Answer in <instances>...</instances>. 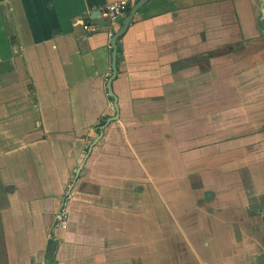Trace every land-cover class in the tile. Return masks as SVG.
<instances>
[{
	"label": "crops",
	"instance_id": "obj_1",
	"mask_svg": "<svg viewBox=\"0 0 264 264\" xmlns=\"http://www.w3.org/2000/svg\"><path fill=\"white\" fill-rule=\"evenodd\" d=\"M115 1L0 0V264H264V0L142 4L83 157Z\"/></svg>",
	"mask_w": 264,
	"mask_h": 264
},
{
	"label": "water",
	"instance_id": "obj_2",
	"mask_svg": "<svg viewBox=\"0 0 264 264\" xmlns=\"http://www.w3.org/2000/svg\"><path fill=\"white\" fill-rule=\"evenodd\" d=\"M146 1L147 0H136L133 4L130 5V8L128 9L127 13L120 20L117 32L114 33L110 39V46L112 48L111 65H110L111 74L108 77V80L106 82L105 87L107 89L106 91H107L108 96H110V98L112 99V107H113L114 114L112 116L105 118L104 122L100 126H98V134L95 136L96 138H93L91 140V143L87 147L86 152H85L83 157L87 156L88 152L90 151L91 145L101 136L102 127H104L108 122L112 121L117 116L116 98H115L114 94L112 93V91L110 90V81L115 75V67H114V63H115V40L125 30L127 24L129 23L130 19L132 18L133 14L136 12V10L142 4H144ZM82 162H83V160H81V162L77 165V169L74 172L73 178L76 176L78 169L80 168Z\"/></svg>",
	"mask_w": 264,
	"mask_h": 264
},
{
	"label": "built area",
	"instance_id": "obj_3",
	"mask_svg": "<svg viewBox=\"0 0 264 264\" xmlns=\"http://www.w3.org/2000/svg\"><path fill=\"white\" fill-rule=\"evenodd\" d=\"M127 3L123 0L108 3L102 9L101 16L107 19L109 22H113L122 17L127 10ZM84 29H90V25L84 23L82 25Z\"/></svg>",
	"mask_w": 264,
	"mask_h": 264
},
{
	"label": "trees",
	"instance_id": "obj_4",
	"mask_svg": "<svg viewBox=\"0 0 264 264\" xmlns=\"http://www.w3.org/2000/svg\"><path fill=\"white\" fill-rule=\"evenodd\" d=\"M56 245H57L56 239L51 236L48 241V245L46 247V253L49 255V256L46 255L48 262L53 261V253L55 251Z\"/></svg>",
	"mask_w": 264,
	"mask_h": 264
},
{
	"label": "rangeland",
	"instance_id": "obj_5",
	"mask_svg": "<svg viewBox=\"0 0 264 264\" xmlns=\"http://www.w3.org/2000/svg\"><path fill=\"white\" fill-rule=\"evenodd\" d=\"M97 135V131H94V133H92V135H91V138H94L95 136ZM102 135V134H101ZM100 138V137H99ZM89 144V140H88V143L86 144V145H88ZM85 150H86V147H84V152H83V154L85 153ZM175 241V240H174ZM186 241L188 242V243H191V241L188 239V238H186ZM247 250L249 251V255H250V262L252 261V260H256V257L254 256V253L256 252V250H255V248L251 245V243H248V248H247ZM248 259V258H247Z\"/></svg>",
	"mask_w": 264,
	"mask_h": 264
}]
</instances>
